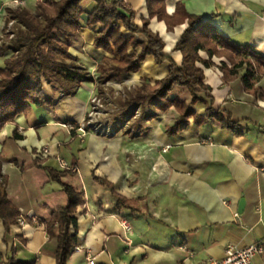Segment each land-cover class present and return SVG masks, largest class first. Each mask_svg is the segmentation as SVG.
<instances>
[{
	"label": "crops",
	"instance_id": "obj_1",
	"mask_svg": "<svg viewBox=\"0 0 264 264\" xmlns=\"http://www.w3.org/2000/svg\"><path fill=\"white\" fill-rule=\"evenodd\" d=\"M38 1L25 0L23 6L34 13ZM148 1L123 2L135 12L134 23L139 26L150 18ZM13 2L0 0V36L6 32V7ZM180 2L189 14L210 20L236 45L264 55V0H166V12L174 14ZM96 7L93 0L83 2L82 27L69 44L70 53L97 79L99 63L112 55L94 46L95 32L103 25L87 22ZM149 27L163 38L164 54L182 64L184 56L176 45L187 20L169 30L165 20L153 17ZM122 32L125 37L131 34L124 27ZM141 51V47L129 49L131 55ZM12 55L10 49L0 53V68ZM200 55L210 58L204 50ZM236 60L233 52L224 50L211 58V65L198 62L211 90L209 95L199 94L201 100L195 105L196 114L204 119L208 105L227 110L238 122L233 128L213 119L198 122L192 116L185 129L173 132L178 118L174 107L162 112L149 105L148 111L156 116L140 121V107L122 114L123 99L117 105L120 114L109 119L114 133L96 134L90 129L81 136L69 129L86 119L91 98L99 92L123 89L125 98L145 81L154 85L165 78L170 62L157 63L153 55L137 71L106 84L83 82L75 95H64L44 80V97L52 103L31 104L0 130V165L8 197L29 221L7 230L0 216V264H57L58 241L48 233L46 223L69 198L52 177V169L63 172V181L83 191L84 203L77 206L73 231L76 246L90 249L94 264H199L209 257L223 259L230 244H264V76L256 84L259 94L245 88V66L237 69L236 78L226 80L222 67L232 68ZM44 146L50 153H42ZM58 158L75 169H63ZM96 177L108 180L135 208L119 206L110 187ZM122 219L132 225L128 239ZM76 246L70 264H88L86 251H76ZM254 262L264 264V252Z\"/></svg>",
	"mask_w": 264,
	"mask_h": 264
},
{
	"label": "trees",
	"instance_id": "obj_2",
	"mask_svg": "<svg viewBox=\"0 0 264 264\" xmlns=\"http://www.w3.org/2000/svg\"><path fill=\"white\" fill-rule=\"evenodd\" d=\"M84 1L44 0L37 3L34 13L23 5L6 7V32L0 36V53L10 49L13 55L6 60L5 68H0V130L18 114L27 112L31 104L52 103L44 97V80L64 95H75L83 82L97 81L99 85H103L119 78L123 73L137 71L148 55H153L157 63L169 61L170 66L165 78L157 80L154 85L145 81L124 98L122 114L129 113L130 108L140 107V121L156 116L148 111L150 105L162 112L171 107L177 110L178 118L171 127L173 132L185 129L192 116L198 122L213 119L224 127H236L238 122L233 121L230 113L221 107L208 105L205 119L197 115L195 110L196 103L201 100L199 94L204 92L209 95L211 90L204 82L205 74L198 62L211 65V58L222 55L224 50H230L237 56L232 68L226 65L222 67L224 78H236L237 69L245 66L246 71L242 75L245 88L253 94H259L260 88L256 84L264 76V55L250 46L236 45L230 38L219 33L210 20L203 21L201 17L189 14L181 2L174 14H168L166 0L148 1L150 18L165 20L169 30L187 20L188 27L176 45V49L181 50L184 56L182 64H177L164 54L165 42L159 33L150 29V18L143 19V25L139 26L134 23L135 12L123 3L124 0H93L97 7L89 13L87 23L102 24L104 27L95 32L94 46L113 56H106L99 63L100 75L96 79L70 53L69 41L79 34L82 27ZM10 21L15 23L13 37L7 28ZM122 27L131 34L125 37ZM137 34L143 35V39ZM139 47H142L140 53L130 54V48ZM200 50L206 51L210 58H203ZM50 173L63 185L69 200L65 207L54 212L52 219L46 223V229L58 241L57 264H70L69 256L77 244L73 231V227L77 226L75 212L77 206L84 203V195L83 191L63 181V172L52 169ZM96 180L110 187L119 206L135 208L134 202L118 194L108 180L98 177ZM20 215L19 208L8 197L7 179L3 176L0 165V216L7 230L18 224Z\"/></svg>",
	"mask_w": 264,
	"mask_h": 264
},
{
	"label": "built area",
	"instance_id": "obj_3",
	"mask_svg": "<svg viewBox=\"0 0 264 264\" xmlns=\"http://www.w3.org/2000/svg\"><path fill=\"white\" fill-rule=\"evenodd\" d=\"M15 3L17 4H25V0H14ZM14 21H11L8 25V32H10L11 37L14 36V33H12V30L9 29L11 28ZM0 40V44H1ZM99 97L97 95H94L91 98V105H90V110L88 117L89 119L84 120L81 124L76 126V124H71L69 125L70 130H77L81 133V136H84L86 134V131L92 130L96 134H112L115 132L113 128L110 127L109 123L102 122L100 120H95L94 116L98 114L99 112L97 111V105H98ZM167 150V148L165 149ZM42 153L48 154L50 153V148L48 146L42 147ZM60 165L63 169H75L74 166H69V164L62 158H58ZM32 221L37 222L38 219L35 216H32ZM28 219L24 215H20L18 218V225L20 227H24L28 224ZM122 226L124 227L125 230V238L128 239L127 234L131 231L132 225L129 223L128 220L122 219L121 220ZM130 244V242H129ZM181 249L183 250H188L185 245L180 246ZM76 251H86V261L88 264H94L95 257L91 253V250L88 248H84L83 246H76L75 248ZM264 252V244L261 243H254L246 247H238L235 245H228L225 249V256L223 259H216L209 257L205 260H202L199 262V264H256L254 262V258L256 255L261 254ZM191 255L193 253L191 252ZM263 264V263H259Z\"/></svg>",
	"mask_w": 264,
	"mask_h": 264
},
{
	"label": "rangeland",
	"instance_id": "obj_4",
	"mask_svg": "<svg viewBox=\"0 0 264 264\" xmlns=\"http://www.w3.org/2000/svg\"><path fill=\"white\" fill-rule=\"evenodd\" d=\"M40 1H44V0H39L38 2ZM16 6V5H20V4H17L15 2H13ZM22 5V4H21ZM11 22V21H10ZM9 22V23H10ZM9 26V25H8ZM11 30H14V27H15V23H13L12 26H10ZM8 28V27H7ZM104 28V27H103ZM102 28V29H103ZM101 29V30H102ZM137 36H139L140 38L143 39V35L141 34H137ZM142 36V37H141ZM70 43V41H69ZM142 48V47H141ZM221 56V55H219ZM105 86V85H104ZM102 89H104L102 87ZM177 90H179V88H176ZM105 90V89H104ZM124 90L122 89L120 91V93H116V92H112V91H107V92H104L103 95H101V93L99 92L97 94V96L99 97V101H98V105H97V111L99 112L98 114H96L94 116L95 120H100L102 122H105V123H109V119L112 118L113 116H115L116 114H120V111L118 110L120 106H117V105H120V103L122 104V101L124 99ZM201 94V93H200ZM206 94V93H205ZM88 114L87 113V116H86V119H89L88 117ZM85 119V120H86Z\"/></svg>",
	"mask_w": 264,
	"mask_h": 264
}]
</instances>
